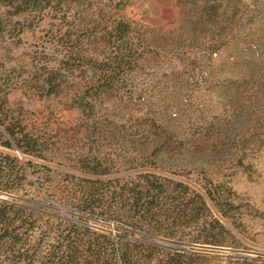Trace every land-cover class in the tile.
I'll return each mask as SVG.
<instances>
[{
	"label": "rangeland",
	"instance_id": "374dc122",
	"mask_svg": "<svg viewBox=\"0 0 264 264\" xmlns=\"http://www.w3.org/2000/svg\"><path fill=\"white\" fill-rule=\"evenodd\" d=\"M8 157L0 264H264V0H0Z\"/></svg>",
	"mask_w": 264,
	"mask_h": 264
},
{
	"label": "trees",
	"instance_id": "16d2710c",
	"mask_svg": "<svg viewBox=\"0 0 264 264\" xmlns=\"http://www.w3.org/2000/svg\"><path fill=\"white\" fill-rule=\"evenodd\" d=\"M5 164L0 163V193L12 194L14 187L11 185V178L15 175L14 169L16 159L8 157ZM16 178L17 175H16ZM135 206V205H133ZM138 206V203L136 204ZM28 207L17 205L13 202L0 198V247L4 240L15 241L18 237L16 229L12 227L22 218ZM33 211V210H32ZM81 245L66 238L63 247L54 248L51 252V264H79V253ZM27 259H23L25 261Z\"/></svg>",
	"mask_w": 264,
	"mask_h": 264
},
{
	"label": "built area",
	"instance_id": "2783aa9c",
	"mask_svg": "<svg viewBox=\"0 0 264 264\" xmlns=\"http://www.w3.org/2000/svg\"><path fill=\"white\" fill-rule=\"evenodd\" d=\"M215 55H217V53H215ZM15 153L20 156V153L18 150H16Z\"/></svg>",
	"mask_w": 264,
	"mask_h": 264
}]
</instances>
